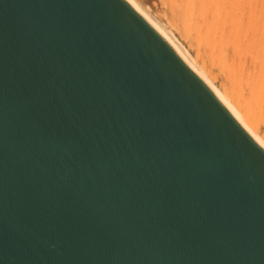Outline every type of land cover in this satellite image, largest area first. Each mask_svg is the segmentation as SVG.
Masks as SVG:
<instances>
[{
	"label": "water",
	"instance_id": "1",
	"mask_svg": "<svg viewBox=\"0 0 264 264\" xmlns=\"http://www.w3.org/2000/svg\"><path fill=\"white\" fill-rule=\"evenodd\" d=\"M0 264H264V148L131 0H0Z\"/></svg>",
	"mask_w": 264,
	"mask_h": 264
},
{
	"label": "bare ground",
	"instance_id": "2",
	"mask_svg": "<svg viewBox=\"0 0 264 264\" xmlns=\"http://www.w3.org/2000/svg\"><path fill=\"white\" fill-rule=\"evenodd\" d=\"M131 1L264 148V0Z\"/></svg>",
	"mask_w": 264,
	"mask_h": 264
},
{
	"label": "rangeland",
	"instance_id": "3",
	"mask_svg": "<svg viewBox=\"0 0 264 264\" xmlns=\"http://www.w3.org/2000/svg\"><path fill=\"white\" fill-rule=\"evenodd\" d=\"M151 1V0H150ZM151 2H155V3H157V5L159 6V4H158V1L157 0H152ZM151 4H154V3H151Z\"/></svg>",
	"mask_w": 264,
	"mask_h": 264
}]
</instances>
